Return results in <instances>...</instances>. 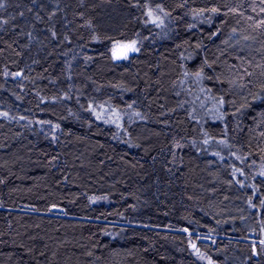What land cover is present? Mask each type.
<instances>
[{
	"label": "trees",
	"instance_id": "1",
	"mask_svg": "<svg viewBox=\"0 0 264 264\" xmlns=\"http://www.w3.org/2000/svg\"><path fill=\"white\" fill-rule=\"evenodd\" d=\"M0 5V264H264L261 0Z\"/></svg>",
	"mask_w": 264,
	"mask_h": 264
},
{
	"label": "snow or ice",
	"instance_id": "2",
	"mask_svg": "<svg viewBox=\"0 0 264 264\" xmlns=\"http://www.w3.org/2000/svg\"><path fill=\"white\" fill-rule=\"evenodd\" d=\"M261 2L264 3V0H261ZM0 7H3V5H0ZM161 11H163V9H161ZM209 11L213 14L218 13V9L216 8L209 9ZM262 11H264V9H262ZM199 14H202V13H199ZM147 15L150 18L152 23H156V20L151 19L153 15L152 11H149ZM157 19H159V17H157ZM255 26L257 28L264 26V19H261ZM245 38L247 39V37ZM130 51H137L135 47V41L128 43V44L117 43L113 46V49H112L113 58L114 59H126L127 53ZM17 75H19V73H17ZM200 75H201V72L196 73L197 77H199ZM205 142L207 143V141ZM261 175H264V172H262ZM261 203H264V201H261ZM262 243H264V241H262ZM192 247L195 248V245L193 244ZM196 251L199 254V250L197 249ZM209 264H211V261H209Z\"/></svg>",
	"mask_w": 264,
	"mask_h": 264
},
{
	"label": "water",
	"instance_id": "3",
	"mask_svg": "<svg viewBox=\"0 0 264 264\" xmlns=\"http://www.w3.org/2000/svg\"><path fill=\"white\" fill-rule=\"evenodd\" d=\"M128 56L129 55L127 54V57ZM51 213H53V214H63L64 211L61 210V209L54 208V209H51ZM198 241L201 242V243H210L211 240L209 238H207V237H201ZM193 249L194 248L192 247L191 250H193Z\"/></svg>",
	"mask_w": 264,
	"mask_h": 264
},
{
	"label": "rangeland",
	"instance_id": "4",
	"mask_svg": "<svg viewBox=\"0 0 264 264\" xmlns=\"http://www.w3.org/2000/svg\"><path fill=\"white\" fill-rule=\"evenodd\" d=\"M128 44V43H127ZM135 47L137 49V44L135 43ZM113 49V47H112ZM112 49H111V54H112ZM138 51V50H137ZM137 51H130V52H133L134 54H137ZM112 57H113V54H112ZM115 60H118V61H124L125 59H115ZM126 61V60H125Z\"/></svg>",
	"mask_w": 264,
	"mask_h": 264
}]
</instances>
